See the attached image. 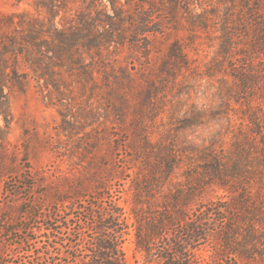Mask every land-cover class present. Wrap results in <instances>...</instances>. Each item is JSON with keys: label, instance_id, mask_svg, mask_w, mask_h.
<instances>
[{"label": "rangeland", "instance_id": "1", "mask_svg": "<svg viewBox=\"0 0 264 264\" xmlns=\"http://www.w3.org/2000/svg\"><path fill=\"white\" fill-rule=\"evenodd\" d=\"M249 3L0 0V264L83 249L89 199L80 197L112 193L128 215L150 166L138 207L153 214L177 190H193L190 209L229 201L234 185L264 198V94L252 100L232 75L250 57L264 63V0ZM169 155L166 173L159 158ZM211 158L223 180L193 188ZM63 196L86 208L57 217L54 245L45 217ZM127 223V263L159 264L136 249ZM216 247L212 235L198 258L220 262Z\"/></svg>", "mask_w": 264, "mask_h": 264}, {"label": "trees", "instance_id": "2", "mask_svg": "<svg viewBox=\"0 0 264 264\" xmlns=\"http://www.w3.org/2000/svg\"><path fill=\"white\" fill-rule=\"evenodd\" d=\"M250 1L239 0L244 6L249 5ZM260 28L257 47L264 54V28ZM254 62L250 57L248 62L238 65L232 74L249 97L256 95L258 91L264 94V63L263 60L258 61L262 62L261 67L254 68ZM159 159L165 161L166 173L170 172L172 157L169 155ZM159 162L153 166L160 167ZM237 163L233 166L234 170L239 166ZM154 170L152 166L148 169L152 178ZM204 170L206 171L203 173L206 175L195 173L194 181L190 183L193 188L201 186L203 178L207 176L212 180H223L225 169L220 168L216 158H211ZM151 176H146L144 184L135 185V195L131 199L133 205L128 215L117 204L119 197L112 193L106 196L95 192L92 196L80 197L84 200L89 199L87 208L78 207L71 197L57 198L55 202L60 208L54 209L45 217L44 230L50 243L57 244L54 239L59 238L54 235L56 233L54 225L62 222L57 220V217L67 215L68 217L64 218L66 223L72 218L74 210L81 208H86L85 214L89 223L85 229L87 235L91 236L82 237L83 249L80 247V250H77L70 243L65 250L58 248L55 255L48 251H38L36 256L41 260H47L45 264H66L69 263L68 258H72L74 264H128L122 246L129 229L127 220L131 218L135 247L144 253L147 262L213 264L201 261L196 251L210 236L215 235L218 247L214 249V253L220 262L214 264H264V198H251L246 190L240 191V187L234 185L230 191L237 193L229 201L201 205L197 203V207L190 209L187 206L193 190L186 192L177 190L171 195L170 200L163 201L165 211L153 214L152 211H144L138 207L141 204L142 192L145 190L149 192L148 183L152 181ZM221 184L225 186V183ZM101 202L102 206L99 205ZM60 246L64 248L63 245Z\"/></svg>", "mask_w": 264, "mask_h": 264}]
</instances>
